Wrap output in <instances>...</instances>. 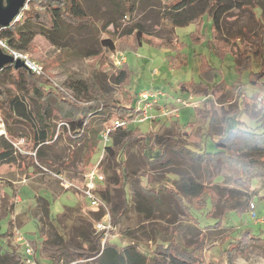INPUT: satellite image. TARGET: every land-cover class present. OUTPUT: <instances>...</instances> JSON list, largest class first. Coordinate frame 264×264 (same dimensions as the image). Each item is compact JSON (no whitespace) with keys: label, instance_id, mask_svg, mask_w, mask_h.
<instances>
[{"label":"rangeland","instance_id":"374dc122","mask_svg":"<svg viewBox=\"0 0 264 264\" xmlns=\"http://www.w3.org/2000/svg\"><path fill=\"white\" fill-rule=\"evenodd\" d=\"M171 1L129 0L128 4L133 10L124 16L121 0H80L82 7L93 18L91 25L77 28L65 24L55 37L57 45H52L40 34L34 37L32 48L26 53L40 64L52 85L71 100L74 94L67 86L71 79L84 83L95 79L99 92L110 95L118 106L136 103L143 91L160 92L164 96L159 97L158 105L151 110L152 118L129 123L106 144L101 142L99 134L104 123L111 117H118V114L110 113L105 122L96 115L90 119L88 130L97 132L96 150L85 165L82 161L85 148L81 146L71 162L67 163L70 148L62 135L63 127H67L59 120L55 121L56 134L41 156L43 165L50 171L34 163L37 159L33 162V172L23 169L24 164L19 161L0 165V247L21 254L23 258L25 250L30 248L31 257H37L40 264L55 260L58 251L64 248L73 257L65 255L63 264H97L99 258H87L93 254L89 250L94 217L81 207V203L86 202L81 199L80 193L75 189H64L61 181L54 176L62 173L63 179L80 185L85 169L97 162L105 177L102 187V192L107 194L108 200L105 202L111 217L117 222L115 236L110 242L137 244L139 249L148 252L172 238L182 246L200 243L196 256L202 262L221 264L225 261L223 250L228 241L239 233L250 231L252 235L264 239V223L257 222L249 211L251 203L255 207L256 218L264 215L262 166H254L249 173L252 179L247 186L238 182L234 171L222 163H218L215 169L210 168L209 174H215V177L209 178L192 158L175 154L171 149L166 151L168 166L151 167L142 156V141L138 139L152 136L150 146L155 150L158 140L176 136L184 147L197 150L204 146L202 141L205 140L197 131L205 133L210 119V134L214 140H218L228 116H235V120H228L229 128L243 129L244 125L237 120L250 124L252 120L248 115L254 117L264 111V70L256 79L255 86L249 83L252 73L264 69V52L261 59L251 58L250 67L241 71L236 70L235 63L240 57L242 60L247 52L253 53L259 49V45L247 37L264 34V0H235L239 7L223 15L217 32L218 39L227 41L224 48H228L229 52L223 56L216 55L211 49L213 34L209 17L205 15L187 26L174 28L169 19ZM3 4H6V0H3ZM136 26L143 32L140 47L136 46L130 33ZM104 39H112L116 50L123 53L125 62L122 65L113 64L110 53L105 52L101 45ZM202 62L211 71L201 68ZM123 69L128 70V79L118 83L117 76ZM3 85L11 93L18 92L16 85L10 81ZM239 94L244 96L243 105L241 99L237 98ZM76 96L83 101L80 95ZM243 107L247 114L238 116ZM22 133L24 137L26 132ZM114 138L117 144L112 146ZM10 140L14 142V138ZM205 143L208 152L215 151L214 144L207 136ZM28 144H21L20 150L30 148ZM123 144L126 145L123 160L129 178L127 184H122L123 179L114 160L116 151ZM234 148V156L242 160L259 155L240 144ZM181 177H190L214 189L224 204L233 201L235 208L247 203L248 208L240 213L228 212L223 221H218L219 227L214 228L217 221L212 216L208 217L209 206L192 210L190 216L167 193H163L161 205L151 207L152 211L142 208L143 211H139L138 202L132 200L137 186L130 179H139L141 185H146L148 180L157 186L159 183L168 186L173 180L165 181L166 178ZM36 195L46 198L50 204L51 217L57 219L54 227L63 237L61 247L40 231L39 215L35 209ZM220 210L219 207L216 212ZM233 256L235 264H264V245L250 244L246 251ZM19 262L14 257L0 261V264Z\"/></svg>","mask_w":264,"mask_h":264},{"label":"trees","instance_id":"16d2710c","mask_svg":"<svg viewBox=\"0 0 264 264\" xmlns=\"http://www.w3.org/2000/svg\"><path fill=\"white\" fill-rule=\"evenodd\" d=\"M121 2L122 13L125 16L133 8L128 4L129 0H121ZM171 2L172 12L169 14V19L174 28L187 26L191 21L201 19L206 15L211 21L213 34L212 51L219 56L229 52L228 48H224L227 41L218 39L217 32L220 29L223 15L239 7L238 2L235 0H172ZM20 11L22 12L20 20L12 22L8 26L0 27V39L4 40L11 48L21 52L30 51L32 41L38 34L44 36L52 45H57L55 37L63 30L65 24L80 28L87 27L93 22V18L82 7L80 0H29L28 9ZM130 33L134 36L136 46L140 47L143 32L139 26L132 29ZM263 37V33L257 34L253 38L247 37L249 41L259 45V49L253 53L244 51L246 53L244 58L242 57L241 60L240 57L235 62L237 71L250 67L251 58L260 57L261 59L264 52ZM101 45L107 53L116 50V44L112 39L102 40ZM240 56L242 55L240 54ZM204 67L206 71H211L208 68L209 66L202 62L201 68ZM263 70L261 68L257 73L251 72L252 77H250L249 83L255 86L257 83L256 79L262 75ZM128 76V70L123 69L118 74L116 81L122 83L128 79ZM6 81L14 83L18 92H9L3 85ZM67 86L74 94L72 100L58 87L52 85L45 72L40 76H36L24 68L14 69L13 66H6L0 71V112L4 118L6 129V137H0V165L15 164L19 161L20 164L33 166V160L29 157L21 156L14 148L10 138L23 136L22 131L24 130L30 137L31 149L33 150L39 144L51 141L54 138L56 134L55 121L58 120L64 122L67 127V129L64 127L62 129V135H64L65 142L70 148L67 163L71 162L76 151L81 146L85 148L82 156V161L85 165L90 161L96 150L97 132L88 130L91 124L90 119L96 115L100 116L102 121L105 122L110 113H117L118 118L126 122L133 121L135 117V103L131 102L128 106H118L110 95H103L99 92L95 79L87 80L86 83L81 80L71 79ZM76 95H80L83 101L78 100ZM237 98L241 99L243 105V94L237 95ZM246 111L243 107L242 112L240 111L238 116L242 113L247 114ZM248 117L252 120L250 124L237 120L239 124L244 125V128L235 129V127L229 128L228 126V120H235V116H228L226 125L218 140H214L213 135L210 134L212 129L210 119L205 133L200 134V131H197L205 139L202 141L204 146L197 150H190L188 147H184L176 136L167 140H158V146L153 150L150 146L152 136L139 137L138 139L142 141V156L151 167H166L169 163L166 158V151L171 149L175 154H185L192 158L209 178L215 177V174H209L210 168L213 167L215 169L218 163H222L234 171L235 179L238 182L243 186H247L252 179L249 173L254 166H262L264 168V111L259 112L258 116L248 115ZM20 128L23 130H20ZM120 130L122 129L116 130L111 135V138L115 133H119ZM17 132L21 133L18 134ZM206 136L214 144V152H208L205 149ZM111 144L112 146L117 144L116 138L113 139ZM237 144L246 146V149L259 154L258 157L249 160L235 157L233 153ZM125 148V144L121 145L116 151L114 158L123 179L122 184H127L129 181L123 160ZM42 153L41 148L36 152L37 161L39 159L37 165L43 166L41 168L45 171H50L43 165L41 160ZM171 180L173 181L168 186L164 183H159L157 186L151 181L148 182V180L146 185H141L139 179H130V182L134 181L137 186V190L132 195V200L133 202H138L139 211H143L141 208L146 211H152L151 207L153 205H161L163 193H167L179 208L187 211L190 216L192 210L198 211L209 206L208 217L212 216L213 219H216L217 223L213 227L218 228L220 224L218 221H223L228 212L236 211L240 213L244 212L246 207L248 208L247 203L235 208H233V201H226L224 204L221 202L220 195L214 189L206 187L190 177L166 178L165 181ZM101 193V196L107 202L106 192L101 191ZM129 200L128 202H130ZM219 207L221 210L217 213L216 210ZM35 209L39 215L37 221L39 222L40 231L50 241H53L55 245L61 247L63 237L54 227V222L57 219L51 217L48 200L37 195ZM90 216H93V219L98 218L93 213H90ZM112 220L116 225L115 218L112 217ZM91 234L89 251L93 254L87 258H91V260L99 258L97 264H214L212 261L202 262L196 256V252L200 249V243L182 246L177 239L172 238L166 244H157L152 252H148L145 249V251L139 249L137 244L123 245L121 243L108 242L100 253V241L98 236L94 235L93 228ZM250 244L263 246L264 239L252 235L250 231L241 232L230 239L227 247L223 250L225 261L221 264H235L233 255L246 251ZM65 255L70 258L73 257L71 256L72 254L66 252L63 248L58 251L56 259L49 264H63L62 259H64ZM14 257L19 259L20 264H25L21 254H15L8 248L0 247V261H6L7 258ZM34 259L36 263H39L37 257Z\"/></svg>","mask_w":264,"mask_h":264},{"label":"built area","instance_id":"2783aa9c","mask_svg":"<svg viewBox=\"0 0 264 264\" xmlns=\"http://www.w3.org/2000/svg\"><path fill=\"white\" fill-rule=\"evenodd\" d=\"M28 1L25 0V4L21 10L28 9ZM22 17V12L20 11L15 17L13 22L20 20ZM0 51L6 55H9L13 58L14 61L19 60L24 65V69L29 73H32L36 76L43 74L42 67L36 61H34L26 52L17 51L8 44L0 39ZM110 57L115 66H120L125 62V57L122 52L114 50L110 52ZM164 96L160 92H149L143 91L139 94L136 103L134 104V113L135 117L133 121H145L152 118L151 110L153 107L158 105L159 97ZM131 121V122H133ZM131 122H126L118 117H111L107 123H104L103 128L100 133V140L103 144L108 143L111 140V135L119 129L127 126ZM65 125V124H64ZM6 137L5 121L0 112V137ZM22 143V140L20 141ZM20 143H14V148L19 152H23L19 148ZM28 154L35 156V152H28ZM59 179L60 185L64 189H75L80 193V197L86 203H81V207L89 211V213L96 214L97 219L93 220L92 228L94 235L98 236L100 244V253L103 251L105 245L110 242L111 238L115 236L116 225L113 223L110 210L107 203L101 196L102 187L105 181L104 174L99 168V162L94 165H90L83 172L80 179V185L72 184L71 182L65 180L60 175H54ZM255 207L253 204H250L249 211L251 212L252 218H255L260 224L264 223V215L261 218H256ZM26 255L24 256L23 261L25 264H39L36 263L34 256L30 248L25 250Z\"/></svg>","mask_w":264,"mask_h":264},{"label":"water","instance_id":"95a60500","mask_svg":"<svg viewBox=\"0 0 264 264\" xmlns=\"http://www.w3.org/2000/svg\"><path fill=\"white\" fill-rule=\"evenodd\" d=\"M25 0H0V27L8 26L13 22L19 11L23 8ZM6 66H13L14 69L24 68L19 60L14 61L9 55L0 51V71Z\"/></svg>","mask_w":264,"mask_h":264},{"label":"crops","instance_id":"0c3cea01","mask_svg":"<svg viewBox=\"0 0 264 264\" xmlns=\"http://www.w3.org/2000/svg\"><path fill=\"white\" fill-rule=\"evenodd\" d=\"M20 130H23L22 128H20ZM22 132H24V130L22 131ZM18 134H20L21 132H17ZM99 137H100V134H99ZM22 140V143H20V141ZM58 140V139H57ZM25 142H29V146H31V143H30V137L26 134L24 137L23 136H21V137H14V142H12V144H14V143H20L18 146H20L21 144H24ZM51 142L52 141H47V142H44L43 144H39L35 149H31V147L30 148H27L26 150H23L22 148H21V150L23 151V152H20V153H22V154H24V155H27V157L29 156V158L30 159H32L33 160V162L35 161L34 159H37V156H36V154H35V156H33V155H30V154H28V152H37V150L39 149V148H41L42 149V151H44V149H45V146H48V145H50L51 144ZM50 143V144H49ZM20 148V147H19ZM16 149V148H15ZM17 150V149H16ZM26 153V154H25ZM38 161H39V159H38ZM38 161H35L34 163H36V164H38ZM40 164V163H39ZM91 164H89L88 166H90ZM23 169H26L27 171H30V170H32L33 168H32V166L31 165H27V164H24V166H23ZM87 169V168H86ZM32 172H33V170H32ZM50 174H51V172H50ZM37 175V174H36ZM35 175V176H36ZM58 175H60V176H62V173L60 174H58ZM47 191V190H46ZM37 196V195H36ZM35 198V197H34ZM19 202L18 203H20V200H18Z\"/></svg>","mask_w":264,"mask_h":264}]
</instances>
